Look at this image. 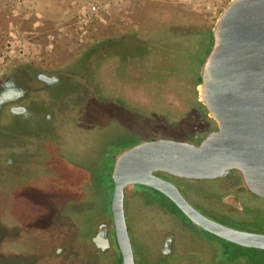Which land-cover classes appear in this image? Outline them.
<instances>
[{
  "label": "rangeland",
  "instance_id": "374dc122",
  "mask_svg": "<svg viewBox=\"0 0 264 264\" xmlns=\"http://www.w3.org/2000/svg\"><path fill=\"white\" fill-rule=\"evenodd\" d=\"M230 1L0 0V80L37 70L72 85L71 102L49 112L53 139L13 136L0 145V260L63 247L69 242L64 223L78 230H71L70 242L93 253L90 230L111 211L116 157L157 139L198 145L217 128L198 105L202 65L187 54L201 50ZM169 179L204 212L211 205L198 199L204 192L245 189L236 171L223 180ZM150 196L140 185L125 189L136 253L147 239L146 223L160 214L148 205ZM57 198L69 210L64 220L51 207ZM236 210V220L264 232V200L243 196ZM158 223L165 229L170 220L159 215ZM255 261L264 263L260 255Z\"/></svg>",
  "mask_w": 264,
  "mask_h": 264
},
{
  "label": "water",
  "instance_id": "95a60500",
  "mask_svg": "<svg viewBox=\"0 0 264 264\" xmlns=\"http://www.w3.org/2000/svg\"><path fill=\"white\" fill-rule=\"evenodd\" d=\"M200 75V102L217 128L198 145L170 139L142 142L114 161L110 210L124 264H134L125 219V189L140 185L167 197L192 223L227 242L264 251V234L231 229L198 212L158 174L194 181L239 172L264 200V0H231L211 32ZM13 92L0 91V108ZM93 243L101 247L95 238Z\"/></svg>",
  "mask_w": 264,
  "mask_h": 264
},
{
  "label": "flooded vegetation",
  "instance_id": "af4514ba",
  "mask_svg": "<svg viewBox=\"0 0 264 264\" xmlns=\"http://www.w3.org/2000/svg\"><path fill=\"white\" fill-rule=\"evenodd\" d=\"M101 49H104L105 53L102 52V57H105L109 52H106L107 48L101 47ZM90 59H94V57L90 56L84 63H88ZM71 88L72 85L66 82V79L48 72L24 70L5 75L0 80V91L10 90L13 94L10 100L0 108V145H4L13 136L15 138L31 136L35 139H53L55 129L50 124L53 116L49 112L60 113L71 102ZM230 174L231 172L226 173L223 177L215 180H223ZM159 177L174 184L169 179L171 176L167 174H162ZM155 193L148 205L158 208L159 215L166 216L170 223L166 224L165 229H159L161 225L158 223L159 215L153 213L152 221L147 222L146 227L142 230V234L146 235L147 239L139 248L141 251L137 250V253L131 239V232L128 229L134 264H197L198 261H202V263L206 261L210 264H239L241 262L261 264L255 261L257 255L253 252L261 250L241 247L205 231L190 222L185 216L179 215L178 208L167 197L157 191ZM204 193L205 195L197 197L204 204H211L207 208L209 209L208 214L191 204L202 215L231 229L264 234V232H258L259 230L255 226L243 222L241 218L238 219L239 221L235 219L236 206L241 204L243 196L253 201L260 199L247 191L246 187L239 191L216 190ZM196 201L195 199L193 202ZM51 207L61 220H64L69 214L67 204L58 198L52 201ZM210 210L218 212L216 214ZM253 213L255 212L250 211L249 215L247 214L250 219ZM154 214L157 216L155 217ZM64 225L68 227L69 242L65 243L63 247L40 254H19L14 258H2L0 264H124L116 239L111 211L103 218H96L91 227L89 240L94 249L93 253L82 244L75 242L73 238V243H71V230H78L76 227H70L67 223ZM177 230L181 234L178 241ZM95 238L100 241L101 247H97L93 243ZM216 260L220 262H215Z\"/></svg>",
  "mask_w": 264,
  "mask_h": 264
},
{
  "label": "trees",
  "instance_id": "16d2710c",
  "mask_svg": "<svg viewBox=\"0 0 264 264\" xmlns=\"http://www.w3.org/2000/svg\"><path fill=\"white\" fill-rule=\"evenodd\" d=\"M210 32H211V31H207V32H206V33L208 34V36H209L208 40H207V41L205 40L204 42H201V43H200V46L202 47L201 50L199 49L197 52H190V53L187 54V58H191V59L195 62L196 65H202L204 59L206 58L207 54H208L209 51H210V48H211V45H212V37H211ZM198 86H200V78L198 79V81H197V83H196V87H198ZM198 105H199L200 107L203 108V110H204V114H208V113L205 111L203 105H201V103H198ZM161 175H162V174H158V176H161ZM145 188H146L148 191H150L151 193L153 192L154 194H156L155 191H153V189H150V188H147V187H145ZM153 193H152V194H153ZM154 194H153V195H154ZM153 198H154V196H150L149 201L152 200ZM177 212L179 213V215H181V216L184 217V215H183L178 209H177ZM253 252H254L255 255H257V256H258V255L262 256V259H263V261H264V251H253ZM263 261H262V262H263ZM262 264H264V263H262Z\"/></svg>",
  "mask_w": 264,
  "mask_h": 264
}]
</instances>
